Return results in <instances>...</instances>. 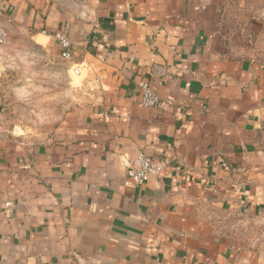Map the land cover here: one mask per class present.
<instances>
[{
    "label": "crops",
    "instance_id": "crops-1",
    "mask_svg": "<svg viewBox=\"0 0 264 264\" xmlns=\"http://www.w3.org/2000/svg\"><path fill=\"white\" fill-rule=\"evenodd\" d=\"M235 23L263 34L264 0H0L9 32L69 35L92 85L41 140L0 137V264H264V65ZM140 152L172 166L130 184Z\"/></svg>",
    "mask_w": 264,
    "mask_h": 264
},
{
    "label": "rangeland",
    "instance_id": "rangeland-1",
    "mask_svg": "<svg viewBox=\"0 0 264 264\" xmlns=\"http://www.w3.org/2000/svg\"><path fill=\"white\" fill-rule=\"evenodd\" d=\"M44 1L83 20L90 17L95 2ZM226 28L232 45L243 46L264 65V33L254 34L244 24H226ZM7 30V41L0 48V132L9 136L26 134L39 141L66 113L91 98L88 69L64 60L59 45L32 43L30 29ZM229 219L241 226L243 218L231 215ZM248 235L260 236V230L250 229Z\"/></svg>",
    "mask_w": 264,
    "mask_h": 264
},
{
    "label": "built area",
    "instance_id": "built-area-1",
    "mask_svg": "<svg viewBox=\"0 0 264 264\" xmlns=\"http://www.w3.org/2000/svg\"><path fill=\"white\" fill-rule=\"evenodd\" d=\"M8 38L7 28L0 24V48L6 43ZM61 47V57L66 61H72L74 53L72 51L73 42L69 35L57 33ZM137 92L140 94L143 106L151 108L158 106L160 97L154 83L149 78H142L137 84ZM3 132H0V137ZM121 163L126 167L128 182L130 184H141L148 181L153 176H159L172 166L169 158L154 159L143 152L138 153L134 158L128 159L123 154L120 155ZM7 205H9L7 203Z\"/></svg>",
    "mask_w": 264,
    "mask_h": 264
}]
</instances>
